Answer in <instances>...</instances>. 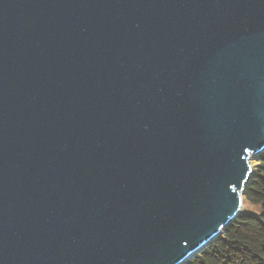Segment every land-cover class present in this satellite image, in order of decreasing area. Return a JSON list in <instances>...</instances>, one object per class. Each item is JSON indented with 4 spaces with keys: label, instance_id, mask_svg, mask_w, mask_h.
Returning a JSON list of instances; mask_svg holds the SVG:
<instances>
[{
    "label": "water",
    "instance_id": "1",
    "mask_svg": "<svg viewBox=\"0 0 264 264\" xmlns=\"http://www.w3.org/2000/svg\"><path fill=\"white\" fill-rule=\"evenodd\" d=\"M264 151V0H0V264H184Z\"/></svg>",
    "mask_w": 264,
    "mask_h": 264
},
{
    "label": "trees",
    "instance_id": "2",
    "mask_svg": "<svg viewBox=\"0 0 264 264\" xmlns=\"http://www.w3.org/2000/svg\"><path fill=\"white\" fill-rule=\"evenodd\" d=\"M252 160L241 198L264 210V151ZM184 264H264V214L240 211L216 239Z\"/></svg>",
    "mask_w": 264,
    "mask_h": 264
},
{
    "label": "rangeland",
    "instance_id": "3",
    "mask_svg": "<svg viewBox=\"0 0 264 264\" xmlns=\"http://www.w3.org/2000/svg\"><path fill=\"white\" fill-rule=\"evenodd\" d=\"M254 156L251 157V159L253 158ZM253 160L250 161V166L253 164ZM241 211L243 212H248V213H251V214H254L256 216H260L262 214H264V210H262L261 206L259 204H255V203H252L250 201H243L242 203V209Z\"/></svg>",
    "mask_w": 264,
    "mask_h": 264
},
{
    "label": "bare ground",
    "instance_id": "4",
    "mask_svg": "<svg viewBox=\"0 0 264 264\" xmlns=\"http://www.w3.org/2000/svg\"><path fill=\"white\" fill-rule=\"evenodd\" d=\"M241 199H242V198H241ZM242 203H243V202H242ZM242 203H241V204H242Z\"/></svg>",
    "mask_w": 264,
    "mask_h": 264
}]
</instances>
